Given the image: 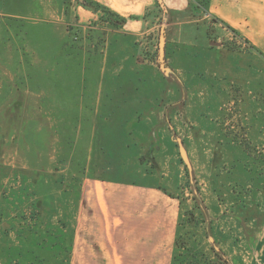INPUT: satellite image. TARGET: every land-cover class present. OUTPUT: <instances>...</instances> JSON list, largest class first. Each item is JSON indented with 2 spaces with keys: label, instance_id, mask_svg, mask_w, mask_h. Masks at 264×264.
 <instances>
[{
  "label": "rangeland",
  "instance_id": "rangeland-1",
  "mask_svg": "<svg viewBox=\"0 0 264 264\" xmlns=\"http://www.w3.org/2000/svg\"><path fill=\"white\" fill-rule=\"evenodd\" d=\"M47 1L0 0V264H69L90 179L157 182L179 201L171 264H248L264 243L260 36L190 0L211 59L181 106L155 107L150 92L120 91L130 83L103 60L117 15L91 5L97 16L78 23L76 0L61 12ZM163 8L147 12L155 42L143 36L139 49L157 68Z\"/></svg>",
  "mask_w": 264,
  "mask_h": 264
},
{
  "label": "crops",
  "instance_id": "crops-1",
  "mask_svg": "<svg viewBox=\"0 0 264 264\" xmlns=\"http://www.w3.org/2000/svg\"><path fill=\"white\" fill-rule=\"evenodd\" d=\"M87 1L76 0L72 6L78 23L97 16V10L91 4H98L124 18L121 26L113 29L111 34L114 45L109 51L110 59L109 56L103 59L105 62L116 59L111 67L115 68L117 76L130 83L118 89L134 92L139 100V93L150 92L148 102L151 106H181L182 93L190 91L189 86L194 83L198 72L208 65L212 55L202 35L196 37L188 11L190 0ZM160 1L164 5L161 15L166 18V71H161L160 67L159 70L152 59L145 58L139 51L143 36L155 42V25L147 12L155 11ZM46 3V10L61 12L62 0H48ZM209 7L243 33L251 35L254 30V35L260 36L259 42L264 44V0H209ZM108 66L103 63L101 74ZM101 84L100 90H106ZM154 118L152 122L158 124L167 121L162 115ZM116 122L136 121L119 118ZM178 202L157 182L85 180L69 264H171ZM257 252L248 264H264V243L257 246Z\"/></svg>",
  "mask_w": 264,
  "mask_h": 264
},
{
  "label": "water",
  "instance_id": "water-1",
  "mask_svg": "<svg viewBox=\"0 0 264 264\" xmlns=\"http://www.w3.org/2000/svg\"><path fill=\"white\" fill-rule=\"evenodd\" d=\"M165 43H166L165 30L161 28L159 33V41H158V61L162 69H165V64H164ZM181 154L184 161L187 163V157L183 148H181Z\"/></svg>",
  "mask_w": 264,
  "mask_h": 264
},
{
  "label": "trees",
  "instance_id": "trees-1",
  "mask_svg": "<svg viewBox=\"0 0 264 264\" xmlns=\"http://www.w3.org/2000/svg\"><path fill=\"white\" fill-rule=\"evenodd\" d=\"M84 2L87 3V2H89V1L84 0ZM90 3H92V2H90ZM91 5L98 6L97 4H91ZM103 11H104V13H106L108 16H110V18H111L112 16H115V15L113 14V12L109 11L108 9H106V8H104V7H103ZM147 14H148V13H147ZM145 16H146V13H145ZM111 21H112V20H111ZM111 21H110V22H111ZM116 21H118V23L120 24V23H122V22L124 21V18L116 19L115 21H112V23H114V22H116Z\"/></svg>",
  "mask_w": 264,
  "mask_h": 264
}]
</instances>
